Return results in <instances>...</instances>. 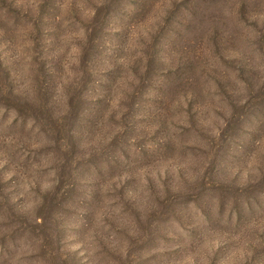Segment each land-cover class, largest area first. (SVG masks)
Wrapping results in <instances>:
<instances>
[{"label": "rangeland", "instance_id": "obj_1", "mask_svg": "<svg viewBox=\"0 0 264 264\" xmlns=\"http://www.w3.org/2000/svg\"><path fill=\"white\" fill-rule=\"evenodd\" d=\"M0 264H264V0H0Z\"/></svg>", "mask_w": 264, "mask_h": 264}]
</instances>
